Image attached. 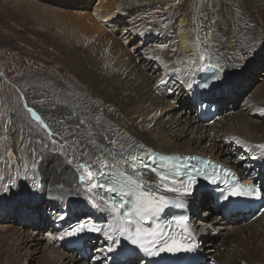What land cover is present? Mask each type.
Wrapping results in <instances>:
<instances>
[{
    "label": "bare ground",
    "instance_id": "bare-ground-1",
    "mask_svg": "<svg viewBox=\"0 0 264 264\" xmlns=\"http://www.w3.org/2000/svg\"><path fill=\"white\" fill-rule=\"evenodd\" d=\"M63 1L67 4L69 0ZM76 1L90 6L87 0H73V4ZM99 1L101 2L95 5L93 12L73 11L71 7L63 10L43 7L37 3L34 5L40 8L37 9L41 19L55 20L57 24L51 23V27H48L49 36L62 32L65 39L72 38L70 44L61 40L62 47L68 54L76 56L77 68L95 87L104 120L116 126V131L110 133V126L105 133L87 124L83 118L77 121L82 114L74 108L73 102L62 105L50 96L51 101L38 105L41 112L38 114L57 143H53L52 148L39 147L40 144L44 146L49 138L28 119L29 114L19 106L22 108L16 110L21 117L19 119L34 126L42 140H37V136L28 130L31 129L30 125L23 126L15 121L10 125L6 133H13L14 136L11 137L12 142L6 145L8 159L14 158L13 162L18 168L20 165L30 164L33 173L30 170L32 176L28 177L29 193H25L23 188L15 189L12 196L4 199H9L7 202L10 206L11 203H17V198L31 199L32 208L27 215L30 221L24 223L40 226L47 222L58 238L63 229L73 221H82V218L87 217L106 221L103 237L91 241L94 244L97 242L93 252L97 259L106 256L109 264H120L117 259H110L108 256L116 255L117 252L107 251V248L113 247L110 245L112 240L107 237L113 236L111 227L116 221L113 223L108 213V219L104 220L101 212L105 211L111 200L104 197L103 190L99 187H91L98 182L97 177L101 174L117 168L127 169L146 184H158L159 179L149 172L141 170L142 176L140 175L137 171L140 163L137 160L146 157L150 151H161L211 157L234 169L246 179L244 181H264V149L259 147L264 145V125L254 120L243 122L244 116L241 115L237 117L241 122L229 129L227 127L230 126V121L226 118H222L219 124L207 127L198 117L191 98L196 82L192 79H198L203 69L212 66L219 69V81L223 79L225 89L211 93L210 99L214 103H220L222 109L229 107L232 96L227 93L234 88L232 86L240 79L245 81L254 65L258 66L259 60H264V0H137L133 3H125L126 0ZM257 11L263 18L262 22L257 19ZM115 18L128 21V25L125 30L121 23L113 24L114 29L121 32L125 30L128 35L139 33L150 38L156 37L162 44L153 52L140 48L138 53H130L128 41L123 42L121 37L113 34V29L104 24ZM141 54H146L147 65L138 63ZM157 66L162 71L153 76ZM167 87L174 91L173 98L182 103V109L175 110L171 106L168 94L161 96L162 92L167 91ZM255 94L260 97L255 96L257 99L252 102L248 111L253 115H261L264 119V85ZM62 112L68 117H64ZM6 116L7 112H4L0 119ZM106 117L110 119L107 120ZM28 136L34 137L30 145ZM63 140L68 145H64ZM27 144L32 156L28 154ZM231 146L233 150L240 152L239 158L244 159L242 168L238 167L240 160L228 156ZM79 162L89 165L93 172L91 181H80V175L85 173L77 165ZM8 164H0V184L4 183L3 186L21 179L17 176L14 178L13 173L9 175V171H13L15 166L11 170ZM253 167L254 173L251 172ZM165 183L173 186L171 181ZM175 186L179 187L177 184ZM35 187H38L39 192ZM2 188L1 186L0 191ZM203 192V199L208 202L200 206L199 212L195 210V200L200 193L186 199L192 214L194 213L189 227L197 240L200 257L204 260L208 258V264H264V212L244 226L232 228L228 224L245 219V214L237 212L228 219L221 217L222 220L213 218L217 213L209 207L212 201L211 190ZM43 194H47L44 202L51 210L40 204ZM172 194L177 193L166 192L163 188L157 192V195H164L168 199ZM85 196L96 207H81L86 213L78 215L81 211H75L76 207L69 199L75 197L76 205H86L83 199L77 198ZM99 207L100 211L95 210ZM59 208L62 210L59 211ZM210 227H214L221 235L217 242L218 250L214 254L210 252L214 243L212 234L208 231ZM2 230L9 232L6 235L0 232V264H21L22 255L31 253V248L35 249L33 243L28 241L31 236L24 235L11 226L2 227ZM181 238L183 237L180 240ZM88 241L89 239L84 242V246L88 243L91 246ZM116 242L117 246L123 245L122 241ZM102 243H106L108 247H102ZM21 248L22 253L19 250ZM183 250L184 247H180L179 252ZM75 251L77 252L76 249H65L59 240L53 250H43L41 264H63L64 260V264H96L91 260L86 261ZM132 257L136 264H151L146 258L138 260L137 255Z\"/></svg>",
    "mask_w": 264,
    "mask_h": 264
},
{
    "label": "rangeland",
    "instance_id": "rangeland-1",
    "mask_svg": "<svg viewBox=\"0 0 264 264\" xmlns=\"http://www.w3.org/2000/svg\"><path fill=\"white\" fill-rule=\"evenodd\" d=\"M72 1L69 0L68 3L66 0V4L63 0H0V117L3 116L4 112H7V116L3 119H0V164L9 163L8 168L11 167V170H13L15 166V163L13 162L14 158H12L13 160L8 159L9 152L6 149V145L12 142L11 137H13L14 135L13 133L7 134L6 132L9 129L10 125L14 124V121L20 125H30L31 129L29 128L28 130L30 132H33L34 135L37 136V140H42L41 135L39 136V132L36 131L34 126H32L30 123H27L25 120L21 121L19 119L20 116H18L16 110H19L21 107L25 110L26 114H29V116L27 115L28 119L35 123V125H37L36 127L45 134L47 139L49 138L44 146L40 144L39 147L52 148L54 147L53 143L56 144L57 142L55 137L53 136V133L49 131L48 128H46V126L44 125V122L42 121L41 123V119L40 121L35 120L28 109L34 110L41 118V116L38 114L41 113L38 110V107L48 100L51 101V97L56 102H59L62 105L67 104L68 102H73L74 108H77V110H79L82 114V117H79L80 119H77V121L83 118V121H86L87 124H90L96 129H100L105 133L107 132V127L110 126L112 127L110 133L116 131V126H112L111 123L104 120L102 116L103 111L96 96L97 92L96 90H94L95 87L91 85L92 83L90 84L88 82V78H86L87 76L85 74H82L81 70L77 68L76 65H78V62L76 56L68 54L62 47L61 40H63L66 44H70L72 42V38L65 39V36L62 32H58L59 35L56 34V36L55 34L49 36L47 34V29L51 27L50 24H57L55 20L41 19L39 17V10L37 9L39 7L34 5L35 3H37L38 5H42L43 7L50 6L63 10H69V8L71 7L70 9H73V11L93 12L95 5L101 2L99 0H87V3L90 5L87 7V5H84L79 1H76L75 4H73ZM135 1L137 0H126L125 3H133ZM144 2L142 1V3ZM257 13V19H260L262 22V16L260 15L259 11H257ZM118 23H121V26H123V28L125 27L126 30V27L128 25V21L126 20L120 21L118 18H115L111 21L108 20V23L105 22L104 24L109 29H113V34H115V36L117 37H121L123 42L128 41L127 47L130 53H135V51L138 53L140 48L153 52L156 47L162 44V42L159 39H156V37L150 38L142 36L139 33L128 35L125 30L124 32H121L119 31V29H114L112 27L113 24ZM44 33H46V35ZM50 39H52V41ZM145 55H140V59H138V63L140 65H147L148 62L146 61ZM259 61V65H254V68L245 77V81L242 82L240 79L234 84L235 86H232L234 88H232V90L227 93L231 94L232 96V100H229V107L224 110V112L217 120L214 121V123L205 126L211 127V125H214L215 123L219 124L222 118H226L230 121V126L227 127L229 129L231 128V126H237L241 122V120L237 118L241 115L244 116L243 122L254 120L264 125V119L260 117L261 115H253V113H249L248 111L252 102L260 97L259 95H256L255 92H257L264 85V60L261 59ZM149 71H151V69ZM160 71H162L161 68L157 66V70L153 74V76H155ZM63 87H65L67 91L64 90ZM166 94H168V96L170 97L169 103L175 110L182 109V103H178L173 98L175 96L174 92L171 93L173 95H170V93L165 91L161 93V96H165ZM212 97L215 100V95H213ZM186 98L188 99L189 96H187ZM190 100L189 102L191 106ZM220 106V109H222L223 107L221 104ZM190 113L192 114L193 112ZM61 114L64 117H68L64 112H62ZM106 119L108 120L110 118L106 117ZM89 120H91V122H88ZM235 122L236 124H233ZM23 129L25 131L27 130L25 128ZM19 132L21 134V130ZM20 137H22V135ZM28 137L30 145L31 142L34 141V137ZM63 144H67L65 140H63ZM27 147L29 149H27L28 154L32 156V152L28 144ZM229 151L230 152L228 156L232 159L240 160V164L238 165V167L242 168L245 161L244 159L239 158L240 152L233 150V146L229 148ZM30 170L31 173H33L30 164L20 165V168L15 166V169L13 171H9V175H12L13 173L12 176L14 178H16L17 176L21 179L13 183L10 182L11 184L6 186H3L4 183L0 184V187H3L0 191V232L3 233V235H6V233H8L9 231L4 230L5 232H2V227L11 226L12 228L18 230V232H22L24 235L27 234L31 236L32 239L29 238L28 241H31L33 243L32 246H35V249L31 248V250H33L31 253H28L24 256L22 255L21 264H41L44 254L43 250H45L46 248H52L53 250L54 246L59 242L58 236L55 234L54 229L51 228V226L48 225L49 223L47 222H45L44 224H40V226L30 224L28 225V223H24L30 221V218H28L27 215L30 211V208H32V202H30L31 199L28 200V198H17V203H11V206L7 202L9 199H4V197L6 196H12V194L15 192V189L20 190L23 188V191H25V193H29L30 189H28V177L32 176ZM254 171L255 168L253 167V169H251V172L254 173ZM255 181L257 183L260 182L258 180ZM6 182L8 183V181ZM260 183H264V181H261ZM35 189H37V191L39 192L38 187H35ZM30 194L32 193L30 192ZM203 194H205V192L200 193L195 200L197 202L195 206V210H197V212L201 210V205L208 202L203 199ZM46 196L47 194H43V196L41 197L42 202H40V204H42L45 208L51 210V207L46 206V201L44 202ZM77 198L83 199L86 204L84 205L79 203L78 205H76L75 197L69 199V201H72L76 207L74 208V210L81 211V213H79L78 215L86 213L83 212V209L81 207L90 208L91 206L92 208V205H94V203L92 205L90 204L91 199L87 196ZM61 210L62 208H59V211ZM55 211L58 210L56 209ZM192 216L194 217V213L192 214ZM213 216V218L216 217L217 219L222 220L217 216V214H214ZM239 222H241V220L238 222H231L228 225H230V227L232 228H235L242 227L247 224L246 222ZM208 231L212 234V238L214 239V243L210 247L211 254H214L218 250L217 242L221 239V235L214 230V227H210ZM32 236L35 238L34 240ZM237 237H239V235ZM92 240L89 239L88 241L91 243V246L94 245V243L91 242ZM23 244L25 245V243ZM86 246H90L89 243ZM102 247L107 248L108 245L106 243H102ZM19 250L20 252H23V248ZM75 253L77 252L75 251ZM94 254L95 253L92 252L91 255L85 258V260H91L96 264H109V260H107L108 258L106 256H101L102 258L97 259ZM108 256L111 257L110 259H117L120 264H136L134 263V261H132L134 259L133 257L130 258L127 256L128 259H126L125 261H121L114 254H110ZM141 258L142 257L137 256L136 259L140 260ZM208 260V258H205L206 263L208 262ZM64 262L65 260L63 261V264ZM112 264L115 263L113 262Z\"/></svg>",
    "mask_w": 264,
    "mask_h": 264
},
{
    "label": "snow or ice",
    "instance_id": "snow-or-ice-1",
    "mask_svg": "<svg viewBox=\"0 0 264 264\" xmlns=\"http://www.w3.org/2000/svg\"><path fill=\"white\" fill-rule=\"evenodd\" d=\"M177 71H179V69H177ZM28 111L35 120L40 121L41 118L34 110L28 109ZM259 147L264 149V145H260ZM176 159V157H157L155 154H151L146 161H141V166L143 168L158 176L160 183L155 185L146 184L133 176L117 171L101 174L100 179L104 182H97L91 185L92 188L99 187V189L105 191L109 197H112L110 211L116 215V222L120 225L114 231L118 232L122 237L127 233V239L130 240L131 244L138 246L140 250L148 255H158L160 252L165 251L176 252L182 247V245L178 244L172 237L160 241L162 233L155 232L149 233V236L153 237V243L160 241L163 244L158 252L152 251V248L150 246H145V243L143 242L142 223L150 224L169 206H174L176 208L184 207L183 203L170 201L164 195H157V192L163 188L166 192L182 194V196L186 198L193 193L197 183V177L203 176L207 179L209 176L207 168L211 162H202L201 167L191 168L187 172H184L179 164L173 162ZM80 168L83 169V172L85 173L84 175H80V181L82 183L86 179L91 181L93 178V172L90 170L89 165L82 163ZM182 172L183 175H181ZM211 175H216L215 170H213ZM177 177H180V179L177 180ZM166 181H171L173 186H169L168 183H165ZM212 182L215 183L214 180ZM177 183L179 184V187L175 186ZM230 196L259 198L261 196V191L255 187H238L231 191ZM188 219L189 217L187 215H181L176 217L175 222L183 228L185 232H189V235H191L187 227ZM102 230L103 229L96 228L95 225L87 228V231L89 232H99ZM84 231L85 225L79 224L77 227L67 232L66 235L69 237L75 236ZM105 235H108V233L105 232ZM109 239H112V237L109 236ZM169 240H171V243H169ZM112 250L111 247L107 248L108 252H111Z\"/></svg>",
    "mask_w": 264,
    "mask_h": 264
},
{
    "label": "water",
    "instance_id": "water-1",
    "mask_svg": "<svg viewBox=\"0 0 264 264\" xmlns=\"http://www.w3.org/2000/svg\"><path fill=\"white\" fill-rule=\"evenodd\" d=\"M82 164V162H79V166Z\"/></svg>",
    "mask_w": 264,
    "mask_h": 264
}]
</instances>
